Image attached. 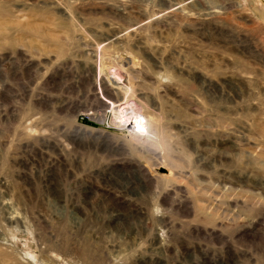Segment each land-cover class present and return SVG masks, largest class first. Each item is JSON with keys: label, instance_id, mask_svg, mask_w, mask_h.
Returning <instances> with one entry per match:
<instances>
[{"label": "rangeland", "instance_id": "374dc122", "mask_svg": "<svg viewBox=\"0 0 264 264\" xmlns=\"http://www.w3.org/2000/svg\"><path fill=\"white\" fill-rule=\"evenodd\" d=\"M0 264H264V0H0Z\"/></svg>", "mask_w": 264, "mask_h": 264}, {"label": "bare ground", "instance_id": "6f19581e", "mask_svg": "<svg viewBox=\"0 0 264 264\" xmlns=\"http://www.w3.org/2000/svg\"><path fill=\"white\" fill-rule=\"evenodd\" d=\"M116 77V76H115ZM120 77V76H119ZM111 80L113 83H120V78L116 80V78L111 76ZM123 91H127L128 88L125 85H118ZM112 103V102H111ZM114 105V104H113ZM112 105V106H113ZM133 105H127V103H123V105L119 104L117 106L120 107L118 113H116V124L122 126L124 129H128L130 132V136L133 141L141 142L142 140L156 145V127L155 130L150 126L149 123L146 122V117L143 114L142 110ZM116 105L113 108L117 107ZM157 131V130H156ZM108 137V136H107ZM159 138V137H158ZM162 167V166H161Z\"/></svg>", "mask_w": 264, "mask_h": 264}]
</instances>
